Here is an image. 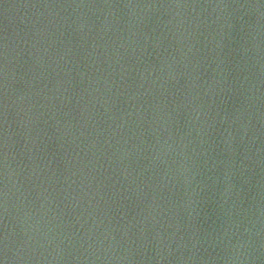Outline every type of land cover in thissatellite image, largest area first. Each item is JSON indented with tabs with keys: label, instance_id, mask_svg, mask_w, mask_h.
Returning a JSON list of instances; mask_svg holds the SVG:
<instances>
[{
	"label": "water",
	"instance_id": "water-1",
	"mask_svg": "<svg viewBox=\"0 0 264 264\" xmlns=\"http://www.w3.org/2000/svg\"><path fill=\"white\" fill-rule=\"evenodd\" d=\"M260 264H264V247H263L262 258H261Z\"/></svg>",
	"mask_w": 264,
	"mask_h": 264
}]
</instances>
